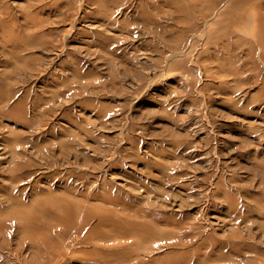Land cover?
<instances>
[{
  "label": "rangeland",
  "instance_id": "1",
  "mask_svg": "<svg viewBox=\"0 0 264 264\" xmlns=\"http://www.w3.org/2000/svg\"><path fill=\"white\" fill-rule=\"evenodd\" d=\"M0 264H264V0H0Z\"/></svg>",
  "mask_w": 264,
  "mask_h": 264
}]
</instances>
